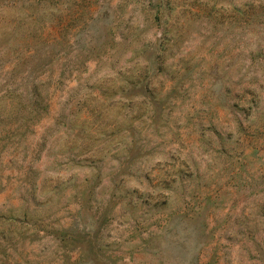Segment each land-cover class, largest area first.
Here are the masks:
<instances>
[{
	"label": "rangeland",
	"instance_id": "1",
	"mask_svg": "<svg viewBox=\"0 0 264 264\" xmlns=\"http://www.w3.org/2000/svg\"><path fill=\"white\" fill-rule=\"evenodd\" d=\"M0 264H264V0H0Z\"/></svg>",
	"mask_w": 264,
	"mask_h": 264
}]
</instances>
